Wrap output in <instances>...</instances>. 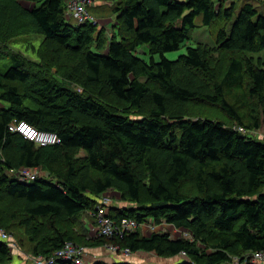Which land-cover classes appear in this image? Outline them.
Listing matches in <instances>:
<instances>
[{"label":"trees","instance_id":"16d2710c","mask_svg":"<svg viewBox=\"0 0 264 264\" xmlns=\"http://www.w3.org/2000/svg\"><path fill=\"white\" fill-rule=\"evenodd\" d=\"M65 1L0 0V61L9 59L0 71V228L21 230L16 241L31 255L71 241L180 255L177 264H253L251 253L264 250V140L233 125L264 127V61L250 55L264 49V13L250 2L235 13L234 0H111L108 39L90 21L70 22ZM217 18L213 45L163 55ZM28 32L43 35L30 45L35 60L9 46ZM143 44L149 60L135 54ZM21 120L59 142L36 145L8 130ZM21 167L40 173L19 181ZM108 190L130 204L110 206V216L140 225L122 238L83 227ZM148 221L189 237L143 235ZM14 259L0 242V264H22Z\"/></svg>","mask_w":264,"mask_h":264},{"label":"built area","instance_id":"2783aa9c","mask_svg":"<svg viewBox=\"0 0 264 264\" xmlns=\"http://www.w3.org/2000/svg\"><path fill=\"white\" fill-rule=\"evenodd\" d=\"M99 0H66L65 15L67 18H73L76 23L90 21L92 24H98V20L89 13L88 7L93 6ZM233 129L246 132L243 127L233 126ZM9 131H16L24 138L32 141L36 145H49L59 142V137L54 132L38 130L25 121H13L8 124ZM254 134L264 140V134L254 131ZM40 170L36 168L21 167L14 171V175L19 181L29 182L38 177ZM112 199L109 195L103 193L98 198V202L91 215L96 221L95 232L105 237L122 238L125 234L135 230L138 223L131 218L121 219L119 221L113 219L109 214V207L112 206ZM152 231V230H151ZM0 242L5 243L9 250L15 253H21V249L14 237L0 228ZM104 248L110 253L117 256L128 257L132 253L128 248H119L117 244L108 243ZM86 247L78 246L71 241H65L63 245L54 250L50 255H29L26 260L28 264H88L84 259ZM249 260L253 264H264V250H258L251 253Z\"/></svg>","mask_w":264,"mask_h":264},{"label":"rangeland","instance_id":"374dc122","mask_svg":"<svg viewBox=\"0 0 264 264\" xmlns=\"http://www.w3.org/2000/svg\"><path fill=\"white\" fill-rule=\"evenodd\" d=\"M235 1V13L238 11L239 7L241 6V4L243 2H250L253 3L257 8L259 13H264V4L260 1V0H234ZM226 2V0H225ZM22 5H24L26 8H31L33 3L29 2V1H21ZM230 5V3L228 4V6ZM111 0H99L98 2H96L93 7H89V11L93 14V16L98 20V24H97V28L98 29H104L106 32V37L109 39L111 36V29L113 24H114V14H112L111 12ZM95 9H98V11H95ZM70 22L72 23H76L75 20H70ZM220 19L217 18L215 20V23L213 22L211 24L210 27L207 26H195L192 31H191V35L190 38L184 42V44L177 50H173V51H168L165 52L163 55L169 59V60H173L176 59L180 54H183L186 52V48L188 46H195L197 43H206L209 45H213L214 44V39H215V35L216 32L218 30V28L220 27ZM195 23L196 24H200V17L197 16L195 17ZM19 26H21L22 30H26L28 27V23L24 22L22 20L19 21ZM102 27V28H100ZM43 39V35L39 34V33H35V32H28L26 34L23 35H18L16 34L15 36H13L11 42H10V48H12L15 51H19L21 53H23L25 56H27L30 59H36V55L35 53L32 51L31 46L33 45L35 47V49H37L40 45V42ZM135 54L139 57L145 58L146 60H149L150 55L148 54V47L146 44H143L139 47H137ZM250 54V53H249ZM254 57L255 60H257L258 58L262 59L264 61V49L261 50L260 52L257 53H252L250 54ZM159 55L155 54L153 55V59L155 61L159 60ZM9 65V59L5 58L4 60L0 61V71H3L7 68V66ZM52 71H55L54 68H52ZM141 80L144 79L143 77L140 78ZM1 105H5V103L0 102V106ZM254 131H259L260 133H264V127H260L258 129H248L246 132L244 133H248L249 135H255ZM257 136V135H255ZM41 175H44V173L42 172ZM110 191V190H108ZM105 194L109 195L110 198L116 202L117 207H125L128 204L127 202L121 201L120 197L118 194H116L117 197L114 198V195L109 194L107 192H105ZM154 232H158V231H162V232H166L168 233L171 237H189V233L187 230L185 229H181V228H174L171 225L165 224V223H161L160 225H155L153 222L148 221L146 223H144L141 226L140 232L143 235H147L149 233H151L152 231ZM93 234H95L93 232ZM22 236V231L20 230V233H15L13 235V237L15 238V240H20L21 236ZM146 253H152V252H146ZM134 254V253H132ZM131 254V255H132ZM130 255V256H131ZM129 256V257H130ZM14 263L16 262V258L14 259ZM157 264V263H155Z\"/></svg>","mask_w":264,"mask_h":264},{"label":"crops","instance_id":"0c3cea01","mask_svg":"<svg viewBox=\"0 0 264 264\" xmlns=\"http://www.w3.org/2000/svg\"><path fill=\"white\" fill-rule=\"evenodd\" d=\"M232 0H226L224 1V5L228 6V4ZM98 11V9H97ZM3 106V105H2ZM14 174V172H13ZM107 193L114 195V198L116 196L115 191H107ZM113 206L116 205V202L112 200ZM117 207V206H116ZM83 221V227L85 226L88 229V235L93 234L95 232V220L94 218H91L89 215H85L81 219ZM94 221V223H92ZM31 254H27L24 251L21 250V253H15V258L17 263H24L26 261V257ZM84 259L86 263H91L94 261H103L105 263H112V262H118V261H124V257L122 256L118 257L117 255L110 254L104 246H96V247H86L85 253H84ZM123 259V260H122ZM128 259V260H127ZM131 264H177L182 260V256L177 255L169 258H162L156 256L153 252L152 253H146V252H135L130 257L125 259Z\"/></svg>","mask_w":264,"mask_h":264},{"label":"clouds","instance_id":"9594fccd","mask_svg":"<svg viewBox=\"0 0 264 264\" xmlns=\"http://www.w3.org/2000/svg\"><path fill=\"white\" fill-rule=\"evenodd\" d=\"M233 126H236V125H233ZM245 130H246V129H245ZM263 134H264V133H263ZM257 137H258V136H257ZM143 224H144V223H143ZM143 224H142V225H143ZM142 225H141V226H142ZM11 235H12V234H11ZM12 236H13V235H12ZM14 239H15V238H14ZM16 242H17V241H16ZM20 249H21V248H20ZM128 257H129V256H128ZM25 262L28 263L27 260H26ZM25 262H24V263H25Z\"/></svg>","mask_w":264,"mask_h":264},{"label":"water","instance_id":"95a60500","mask_svg":"<svg viewBox=\"0 0 264 264\" xmlns=\"http://www.w3.org/2000/svg\"><path fill=\"white\" fill-rule=\"evenodd\" d=\"M123 258V257H122ZM128 258V257H124V261H126L125 259ZM123 260V259H122ZM128 260V259H127ZM128 262V261H127Z\"/></svg>","mask_w":264,"mask_h":264}]
</instances>
